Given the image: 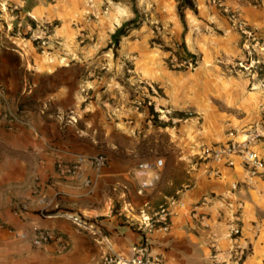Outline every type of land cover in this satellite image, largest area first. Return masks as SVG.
<instances>
[{
    "label": "crops",
    "instance_id": "obj_1",
    "mask_svg": "<svg viewBox=\"0 0 264 264\" xmlns=\"http://www.w3.org/2000/svg\"><path fill=\"white\" fill-rule=\"evenodd\" d=\"M194 2L197 13L184 11L186 30L180 18L174 16L165 41L172 45L184 42L188 52L196 56L197 66L170 70L154 57V51L144 49L147 61L136 68L142 80L163 90L164 96L160 99L151 95L156 106L166 113H174V119L179 122L166 127L171 147L161 157L162 166L145 174V179H153V185L140 191L135 171L145 159L126 158L134 152L140 136L131 145L117 138L134 135L141 120L119 118L108 123L101 135L96 128L91 129V100L87 102L80 96L79 78H75V86H72L74 82L58 85L43 100L51 102L61 113L71 109L80 124L66 125L61 132L57 123H40L39 131L43 134L40 146L52 147L53 152L43 154L44 161L35 177L39 182L26 186L24 195L29 198L23 203L26 212L18 220L23 223H7L14 228L13 234L0 236V249L6 250V255H0V264H101L109 250L129 259L133 247L145 239L151 254L163 264H229L235 227L240 230L239 242L250 248L243 264H264V178L248 179L241 159L236 156L231 159L232 165L200 160L197 156L201 146L237 140L243 129L264 117V87L254 83V89L249 90V79L227 72L229 64L245 58L241 35L228 15L211 0ZM222 4L264 40V0H223ZM166 54L169 56L170 52ZM261 59L264 61V52ZM176 112H190L192 117L182 119ZM84 114L88 115L85 123L82 122ZM75 133L88 134L90 138L80 140ZM69 134L77 136L76 140L68 138ZM101 142L110 150L114 148L113 152L106 153L107 166L95 170L84 163L75 177L61 178L57 174L55 162H73L80 147L97 151V144ZM254 150L264 160V141ZM87 180L91 181L89 187L85 185ZM205 195L242 201L239 219L221 212L214 201L197 206ZM174 197L181 204L173 208L168 232L155 230L145 235L133 226L132 220L139 218L140 211L150 213ZM42 210L49 215L42 217ZM61 213L94 219L105 238L77 231ZM6 220L14 221V218L8 214ZM33 225L62 235L67 242L66 250H60L55 243L33 245Z\"/></svg>",
    "mask_w": 264,
    "mask_h": 264
},
{
    "label": "rangeland",
    "instance_id": "obj_2",
    "mask_svg": "<svg viewBox=\"0 0 264 264\" xmlns=\"http://www.w3.org/2000/svg\"><path fill=\"white\" fill-rule=\"evenodd\" d=\"M176 15L174 0H0V88L5 92L0 100V236L13 234L14 228L7 223H23L16 211L29 199L24 195L26 186L39 182L35 177L43 154L53 152L52 147L40 146V123H57L61 132L66 125L80 124L77 115L76 123L69 122L75 115L71 109L62 114L43 100L58 85L74 82L75 86V78H79L80 96L91 100V129L96 128L101 135L108 123L119 118L141 120L134 135L117 137L131 145L140 136L134 152L126 158L154 161L170 151L171 136L166 127L179 122L174 113L156 106L151 95L160 99L163 90L142 80L136 68L147 61L144 49L154 51V57L170 70L197 66L198 60L193 67L173 68L170 64L175 56L172 51L183 54L177 46L180 43L165 41ZM126 23L127 36L115 43L113 34ZM226 70L246 77L228 67ZM254 87L250 81L249 90ZM189 113L181 118H189ZM87 117L82 116L83 123ZM75 135L80 140L90 138L88 134ZM104 145L98 143L97 151L80 147L75 155L106 157L114 148ZM8 214L14 221L6 220ZM1 254L6 255L5 248L0 249Z\"/></svg>",
    "mask_w": 264,
    "mask_h": 264
},
{
    "label": "built area",
    "instance_id": "obj_3",
    "mask_svg": "<svg viewBox=\"0 0 264 264\" xmlns=\"http://www.w3.org/2000/svg\"><path fill=\"white\" fill-rule=\"evenodd\" d=\"M223 0H211V3L223 10L228 15L229 21L237 29L242 38V45L245 48L244 60H238L235 63H231L228 66L230 72L243 73L252 82V88L254 83H258L260 87H264V61L261 59V53L264 52V40L261 36L238 21L235 13L226 10L222 4ZM196 61L191 58L187 60H178L175 56H172L170 64L175 67H193ZM4 89L0 88V100L4 99ZM192 117V113L188 114ZM69 122L76 123V119L72 116ZM264 141V117L257 123L251 124L243 129L238 135L237 140H232L222 144H215L211 146H201L199 154H197L200 160L204 161H224L227 164L232 165V157H239L242 165L246 170L247 178L252 179L254 177L264 178V160L254 150V147ZM84 163H88L95 170H99L107 166L108 159L105 156H83L77 155L73 162L65 163L63 161H57L56 172L61 178L75 177L81 170V166ZM163 164L162 158H156L154 161H142L140 162L135 171V175L138 178V186L140 191H144L148 187L153 185V179H145V174L152 171L156 167H161ZM87 187L91 186V181L85 182ZM236 189V185L233 186ZM214 201L218 205L221 212H228L234 220L239 219L243 210V202L239 199H232L231 197H221L215 195H205L202 197L200 205H206ZM181 204V201L177 198H171L161 204L156 210L147 213L144 210L139 212V218L132 220L133 226L137 230L142 231L145 235L155 231L161 230L168 232L171 227V218L173 215V208ZM196 206V207H197ZM196 207L194 213H196ZM26 211V205L22 204L18 206L16 211L17 216H22L23 211ZM130 211L125 210V212ZM42 217H47L49 214L42 210L40 212ZM61 217L68 220L74 228L79 232L88 233L96 238H105L103 231L97 221L89 219L85 216L74 213H61ZM201 217V218H200ZM199 218L202 220L203 217ZM1 226V223H0ZM32 243L35 246L41 247L52 243L58 245L60 250H66L67 242L62 235L58 234L54 230L42 229L36 225L32 226ZM240 230L235 227L232 230V249L231 258L229 264H243L245 259L250 253V248L247 245H242L240 242ZM132 256L129 259H123L113 251L109 250L103 257L101 264H163L159 257L151 254L150 245L145 241L139 245H136L132 249Z\"/></svg>",
    "mask_w": 264,
    "mask_h": 264
},
{
    "label": "trees",
    "instance_id": "obj_4",
    "mask_svg": "<svg viewBox=\"0 0 264 264\" xmlns=\"http://www.w3.org/2000/svg\"><path fill=\"white\" fill-rule=\"evenodd\" d=\"M174 1L177 3L178 17L180 18L181 22L184 25V29L186 30L185 21H184V11L186 9H189V10L193 11L194 13H197L196 4H195L194 0H174ZM258 1H260V0H258ZM128 26H129V23L124 24L122 27L117 29V31L113 34L112 38H113V41L115 43H117L120 40V38L127 36V27ZM177 46L183 52V54H181L179 51H175V52L172 51V53H174L175 57L178 60H180V59L187 60L189 58H191L193 61L197 60L196 56H194L190 52H188L184 42L177 44ZM194 65H195V63H194ZM151 114H152V110H151ZM175 114L178 116H181V117L185 115L182 112H176Z\"/></svg>",
    "mask_w": 264,
    "mask_h": 264
}]
</instances>
